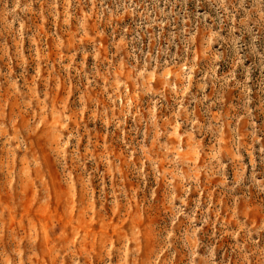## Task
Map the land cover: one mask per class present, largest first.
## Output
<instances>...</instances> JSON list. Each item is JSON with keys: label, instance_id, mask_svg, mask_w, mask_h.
<instances>
[{"label": "rangeland", "instance_id": "1", "mask_svg": "<svg viewBox=\"0 0 264 264\" xmlns=\"http://www.w3.org/2000/svg\"><path fill=\"white\" fill-rule=\"evenodd\" d=\"M0 264H264V0H0Z\"/></svg>", "mask_w": 264, "mask_h": 264}]
</instances>
